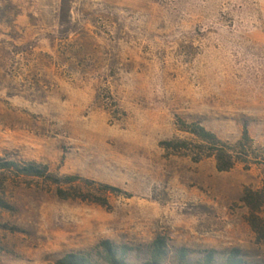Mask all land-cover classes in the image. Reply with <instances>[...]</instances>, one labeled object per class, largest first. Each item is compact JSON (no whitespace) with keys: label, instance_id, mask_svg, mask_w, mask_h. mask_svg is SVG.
I'll return each instance as SVG.
<instances>
[{"label":"rangeland","instance_id":"rangeland-1","mask_svg":"<svg viewBox=\"0 0 264 264\" xmlns=\"http://www.w3.org/2000/svg\"><path fill=\"white\" fill-rule=\"evenodd\" d=\"M180 123L264 148V0H0V264H105L102 241L145 264L157 239L160 264L180 248L264 264V203L246 195L262 168L166 146L194 143ZM5 163L119 192L61 200Z\"/></svg>","mask_w":264,"mask_h":264},{"label":"trees","instance_id":"trees-1","mask_svg":"<svg viewBox=\"0 0 264 264\" xmlns=\"http://www.w3.org/2000/svg\"><path fill=\"white\" fill-rule=\"evenodd\" d=\"M180 131L193 138L194 143L186 141L178 142L176 145L166 143V146L172 147L177 151L187 150L188 146L197 148L195 160L200 161L204 158H212L217 172H228L236 165H244L246 169L251 166H260L263 171V180L260 190L255 193L247 192V198L261 196L260 204L264 203V148L257 146L249 137L246 129L243 130L241 137L234 144L223 142L213 133L208 132L199 125H186L180 123ZM7 172H13L16 176L46 179L53 186L58 188L57 196L61 200L80 199L105 206V197L114 195L119 190L89 181L77 176L57 178L48 174L45 167H39L33 164L19 166L14 163H5L2 165ZM62 187H68V192L62 191ZM99 195L100 197H96ZM193 252L180 248L176 251V259L179 264H188ZM128 249L126 247H117L109 241H102L98 245V257L105 264H128ZM168 248L161 239L155 240L150 246V255L145 264H160L167 256ZM200 264H245L241 259L239 250L234 249L220 254L215 251H205L201 254ZM222 260V261H220ZM55 264H97L90 253H73L64 256L56 261Z\"/></svg>","mask_w":264,"mask_h":264}]
</instances>
